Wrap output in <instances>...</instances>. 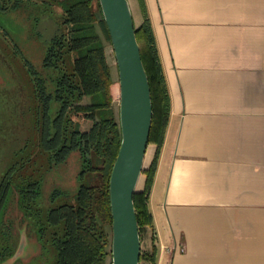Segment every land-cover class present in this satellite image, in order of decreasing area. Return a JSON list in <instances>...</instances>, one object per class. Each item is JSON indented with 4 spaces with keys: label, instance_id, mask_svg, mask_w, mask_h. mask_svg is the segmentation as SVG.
Segmentation results:
<instances>
[{
    "label": "trees",
    "instance_id": "16d2710c",
    "mask_svg": "<svg viewBox=\"0 0 264 264\" xmlns=\"http://www.w3.org/2000/svg\"><path fill=\"white\" fill-rule=\"evenodd\" d=\"M25 2L52 9L54 19H46L52 30L48 28L51 36L45 38L40 67L0 20V154L5 152L8 159L0 176V264L19 256L13 222L5 223L15 194L47 264H108L113 238L110 179L122 142L120 118L99 113L121 96L106 52L112 37L100 0H0V13ZM140 3L144 21L136 30L152 88L150 143L157 145L151 165L143 171L145 186L135 194L143 238L147 227L155 228L150 196L172 98L146 0ZM21 128L27 133L23 141ZM151 157L149 150L147 164ZM72 159L79 169L78 185L71 192L55 187L47 200V175L69 167ZM90 171L99 172V183L84 182ZM62 197L65 201L59 202ZM141 264H158L156 244L143 249Z\"/></svg>",
    "mask_w": 264,
    "mask_h": 264
},
{
    "label": "crops",
    "instance_id": "0c3cea01",
    "mask_svg": "<svg viewBox=\"0 0 264 264\" xmlns=\"http://www.w3.org/2000/svg\"><path fill=\"white\" fill-rule=\"evenodd\" d=\"M146 3L172 109L143 249L158 264H264V0Z\"/></svg>",
    "mask_w": 264,
    "mask_h": 264
},
{
    "label": "water",
    "instance_id": "95a60500",
    "mask_svg": "<svg viewBox=\"0 0 264 264\" xmlns=\"http://www.w3.org/2000/svg\"><path fill=\"white\" fill-rule=\"evenodd\" d=\"M119 68L121 147L110 194L113 216L111 264H141L142 236L135 194L147 164L154 106L150 78L138 40L131 0H100Z\"/></svg>",
    "mask_w": 264,
    "mask_h": 264
},
{
    "label": "rangeland",
    "instance_id": "374dc122",
    "mask_svg": "<svg viewBox=\"0 0 264 264\" xmlns=\"http://www.w3.org/2000/svg\"><path fill=\"white\" fill-rule=\"evenodd\" d=\"M131 1H134V0H131ZM0 20L4 24L9 25L13 28H16L15 30L20 29V25L18 23H15L12 20V18H10V16H8L7 14H0ZM46 23H45V21H43V26L40 27V29L42 31L46 30L44 27V24L46 25ZM14 36L17 40L18 39L20 40V38L22 37V43L24 42V38L27 37L24 34L21 37L18 36V38H17L16 34H14ZM37 46L38 45L35 46L36 47L35 48V54L33 53L34 55H32V56H33V59H35L37 61L36 63L38 64V62H40V60L43 57V51L41 49H38ZM106 52H107L108 60H109L110 64L112 65L113 75L116 79H119V68H118L117 58L115 55V50H114L113 44L107 43ZM0 82H1V79H0ZM120 98H121V96L116 99L115 104L113 105V107L111 109L106 110V109L100 107L99 108L100 115L106 116V113L108 112L110 115L115 114L116 117L119 119L120 118ZM95 101L98 103L101 102V97L96 96ZM116 110L118 112H116ZM26 135H27V133L25 132V130L23 128H21L18 136L20 137V139L22 141H23V138L26 137ZM10 148H11V146H10ZM7 161H8V159L5 155V152L4 153L2 152L0 154V176L3 172V170L5 169ZM70 162H71V164L69 165V167L62 168L58 173H54V171H52L47 175V179H46V198H47V200H49V195L51 194V192L54 190L55 187H64V188L70 190V192H71V190L74 189L78 185V178H77V173L79 170L78 165L75 166L76 161L73 159ZM151 163L149 164V166L151 165ZM84 182L86 184H89V185L99 183L100 182L99 172H97V171L88 172ZM142 185H143V179L140 181L139 187H141ZM69 193H67V194H69ZM65 199L66 198L62 197L58 201L59 202L65 201ZM67 199H69V198H67ZM6 218L7 219H6L5 223H10L11 221L13 222L14 227H12V233H13V235H14L13 237L16 241V251H18L19 256H18V258L10 259L3 264H47L44 260V257H42L40 255V254H42V249L36 241L37 237L30 230V228L27 227L26 222L23 218V212L18 207L17 194H15L14 197L9 202L8 210L6 212ZM22 230H23V232L26 231L28 233V235L30 234V232H32L31 237L29 238V236H25V234L23 233L24 238H25V241H24V238H23L22 233H21ZM111 262H112V256L109 257L108 264H111Z\"/></svg>",
    "mask_w": 264,
    "mask_h": 264
},
{
    "label": "flooded vegetation",
    "instance_id": "af4514ba",
    "mask_svg": "<svg viewBox=\"0 0 264 264\" xmlns=\"http://www.w3.org/2000/svg\"><path fill=\"white\" fill-rule=\"evenodd\" d=\"M0 14H7L12 18V20L15 23H18L20 25V29L15 30L16 28H13L9 25L4 24L3 26L5 29H7L8 33L10 34H16L17 38L18 36H22L23 34L27 37L24 38V42L22 43V37L20 40L18 39L17 42L20 44L21 49L27 54L31 53L32 55L35 54V46H37L38 49H41L43 51V57L38 62L33 57L30 59L33 61V63L37 66H41L44 59V48L46 46V37L49 38L51 36V32H49L48 28L52 30V25L48 22L46 19H54V14H52V9H48L46 6H44L41 3L35 4L31 2H25L21 7L17 9H9L5 12H1ZM43 21H45L46 25L44 24L45 31H42L40 29L41 26H43ZM21 33V34H20ZM53 33V31H52ZM10 34V35H11ZM34 53V54H33ZM26 236H29L28 233L25 231L24 233ZM24 238V235H22ZM30 238V237H29ZM25 241V238H24ZM37 243L39 244L37 238ZM25 244V243H24ZM40 245V244H39Z\"/></svg>",
    "mask_w": 264,
    "mask_h": 264
},
{
    "label": "bare ground",
    "instance_id": "6f19581e",
    "mask_svg": "<svg viewBox=\"0 0 264 264\" xmlns=\"http://www.w3.org/2000/svg\"><path fill=\"white\" fill-rule=\"evenodd\" d=\"M116 112H118V111L116 110Z\"/></svg>",
    "mask_w": 264,
    "mask_h": 264
}]
</instances>
